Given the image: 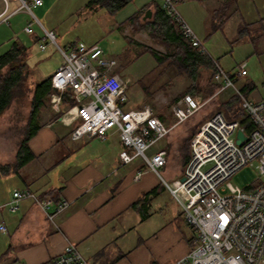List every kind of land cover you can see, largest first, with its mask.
<instances>
[{
	"label": "crops",
	"instance_id": "obj_1",
	"mask_svg": "<svg viewBox=\"0 0 264 264\" xmlns=\"http://www.w3.org/2000/svg\"><path fill=\"white\" fill-rule=\"evenodd\" d=\"M186 2L180 5L181 12L205 39L211 52L222 56L227 50L226 43L232 46L244 42L251 46L244 50L243 56L264 55V0ZM223 2L228 4L227 17L216 25L219 18L214 12ZM55 3L56 0H42L33 7L37 18L44 21L40 20L43 25L49 21ZM158 4L160 6L162 0H132L107 16L124 36H132L129 24H118L135 12H139L140 22H151ZM17 5L18 0L9 1L10 9ZM68 5L74 8L83 6L76 0L66 1L64 7H70ZM3 8L4 2L0 0V12ZM101 10L106 16L105 10ZM30 21L31 15L25 10L14 13L7 21L0 20V54L15 40L25 46L30 37L42 40L35 31V23L32 32L25 31L24 27ZM247 24H250L249 31L236 39L239 29ZM137 32L140 37L147 38L135 37L138 43L153 46L162 53L174 51V43L167 47L153 41L146 31ZM155 44L164 45L169 50H162ZM119 65L114 70H120L121 75L128 77L127 68L120 69ZM235 70L236 67L228 71ZM247 74L248 70L244 75ZM243 76L237 77L236 82L239 83ZM212 83H215L212 67L200 66L195 85L206 91ZM246 84L254 83L242 81L239 87ZM126 106L138 107L141 103L129 106L127 102ZM53 108L48 104L41 108V126L28 141L35 156L17 169L6 172L0 169V222L6 226L5 230H0V264H44L61 253L68 242H73L92 264H171L184 256L193 245L195 232L184 219L181 205L163 179L172 180L183 174L187 158H184L185 150L178 152L175 148V139L185 127L176 129V126L159 144L167 150V162L160 167L162 172L157 173L140 157L128 163L121 162L119 151L122 145L116 131L109 133L104 140L88 136L71 138L73 122L67 116L52 117L57 111ZM170 115H165L167 124L174 121L172 112ZM5 120L0 118V126ZM16 151V136L0 127V164L13 163ZM173 157H176L178 168L170 165ZM17 188H29L39 194L55 189L58 198L68 199V208L57 217L58 226L30 198L23 199L16 210H10L8 203Z\"/></svg>",
	"mask_w": 264,
	"mask_h": 264
},
{
	"label": "built area",
	"instance_id": "obj_2",
	"mask_svg": "<svg viewBox=\"0 0 264 264\" xmlns=\"http://www.w3.org/2000/svg\"><path fill=\"white\" fill-rule=\"evenodd\" d=\"M9 1L3 0L0 20L7 21L14 13L27 11L31 21L25 25V31L32 32L33 23L39 24L45 40L39 47L44 49L50 42L61 53V63L51 75L53 91L49 99L59 111L63 91L73 90L76 101L61 114V118L67 116L73 122L71 138L88 136L104 140L116 131L122 145L119 151L122 163L140 157L159 173V168L167 162V150L159 144L174 127L194 115L218 93L231 90L239 95L251 127L246 129L238 119H228L221 111L214 112L194 133L182 176L163 179L195 232L190 250L171 264H264V98L252 99L236 84V78L247 72V61H240L235 72L223 68L177 9V2L184 0H162V8L179 25L182 34L211 58L212 77L217 83L208 98L189 92L175 98L171 107L174 121L167 124L151 105L126 106L129 80H124L114 70L117 59L106 55L101 46L77 40L60 46L54 31L45 28L33 12V7L42 0H18V5L12 9ZM239 128L246 136L241 143L236 142ZM154 147L156 149L150 152ZM253 161L260 173L253 188L226 181ZM27 198L34 200L56 226L57 217L70 204L66 198L43 197L32 189L17 188L8 203L9 209L16 210ZM5 229L4 222H0V230ZM44 264L92 263L73 242H68L61 253Z\"/></svg>",
	"mask_w": 264,
	"mask_h": 264
},
{
	"label": "rangeland",
	"instance_id": "obj_3",
	"mask_svg": "<svg viewBox=\"0 0 264 264\" xmlns=\"http://www.w3.org/2000/svg\"><path fill=\"white\" fill-rule=\"evenodd\" d=\"M66 1L68 0H56V3L52 8V12H50L49 15V21H51H46L44 25L48 30L54 31L57 43L62 47L66 46L68 42L76 40L83 41L87 44L96 43L103 48L106 55L113 56L117 59V65H119L120 61L128 62V66L126 67V72H128L126 76L128 77L122 75L124 80H127V78L129 80L126 84V89H128V105L135 106L137 103H141V106H143L148 104L154 108L157 114L159 113V110H162L165 115L169 114V116H171V107L176 96H181L186 86L190 83L186 74L180 73L178 68L168 59H166L167 61L164 63H158L152 52L144 50L142 46L143 44L138 43L137 41H127L123 32L120 29L115 28L109 22V14L104 11L106 16L108 15L107 17L104 16L101 8L96 12H90V10H86L84 8V3L88 0H76L80 1V3L82 2L83 5L81 7L78 6L77 8H74L71 5H68L70 7H64ZM184 1L177 2V9L193 28L192 24L181 12L180 5L187 3L186 1L189 2V0ZM40 20L43 21L42 19ZM35 31L39 36H43V31L39 24L35 25ZM194 31L196 32L195 29ZM137 33V31L136 34L133 32L132 38L135 39L136 37L141 40L147 39L140 37ZM197 35L200 38L202 37L198 33ZM218 38L219 36H216V39ZM204 41L205 39H202L204 47L207 49L208 53L215 60H218L221 66L226 70H233L240 61H247L246 68L248 70V74L244 75L240 79V82L247 80L253 81L255 88L249 92L250 97L254 99H262L264 97L263 53H255L256 55L254 54L246 57L243 56L242 53L244 50L249 48V46H251L249 43L243 42L232 46L226 43L227 50L224 52L225 54L217 56L210 51ZM41 42H45V40H36L34 37H30L28 38V44H26L28 46V64L30 66V78L26 80L27 87L32 86L36 81L51 76L57 66L61 63L62 56L56 46L52 43H48L47 47L44 50H41L39 47ZM155 45L160 47L162 50H169V48L164 45ZM117 70H119V68ZM120 72L122 73V71L119 70V73ZM143 73L145 74L143 75ZM240 82H236V84L240 86ZM213 91L214 89L210 91L208 90V92L204 91L199 94H201L204 98H208L212 95ZM227 92L228 91L220 94L218 93L216 96L208 100V102L200 110H198L196 114L177 125L178 127H176V129L179 127L181 128V126L185 127L181 132H179L178 137L175 139L177 141L175 148H177L178 152L183 149V151L185 150V153L187 150L190 154L189 146L191 145V140L194 132L197 130V126L216 112L217 103L227 94ZM31 93L32 92L30 91L28 96L25 98L24 105L19 104L18 106L17 104H14L8 109L7 113L1 117L7 119L5 120L7 123L4 122L0 126L3 130L11 131L10 123L13 122L12 119L16 120L19 127L24 124L30 109L29 102ZM48 105L53 108V104L50 99ZM16 109H18L20 113L17 114ZM67 109L68 107L65 111ZM53 110L55 109L53 108ZM17 116L21 118L18 120L16 119ZM168 123L171 124V122ZM11 134L13 133L11 132ZM175 148L174 152H177ZM171 159L172 161H170V165L172 167L175 165V167L178 168L179 164L177 165L176 157ZM159 170L162 172V169L159 168ZM259 177L260 173L256 167L255 161H253V164L247 163L235 171L226 181H229L234 185L246 187L250 184H255Z\"/></svg>",
	"mask_w": 264,
	"mask_h": 264
},
{
	"label": "trees",
	"instance_id": "obj_4",
	"mask_svg": "<svg viewBox=\"0 0 264 264\" xmlns=\"http://www.w3.org/2000/svg\"><path fill=\"white\" fill-rule=\"evenodd\" d=\"M130 1L132 0H88L84 3V8L92 12L97 11L99 8H103L106 13L112 15ZM155 4L157 5V2H155ZM227 8L228 4L223 2L215 10L214 15L216 18H219L216 25L220 24V22L227 17ZM125 24L130 25L131 32L139 30L146 31L153 41L165 44L167 47L174 43V51L171 53H162L148 44H143L142 46L144 50L152 52L158 63H162L165 59H169V61L178 68L180 73L186 74L191 83L185 88L182 94L186 92H204L195 85V80L200 66L207 65L213 67V62L207 54L201 52L199 47L191 44V42L182 34L179 25L166 14L161 5L159 6L158 4V11L156 12L153 21L142 23L139 21V12H135L118 25L121 26ZM249 25L250 24H247L239 29L236 39L243 37L245 33L249 31ZM125 37L129 42L135 41L130 35H126ZM119 64L120 69L128 66V62L125 61H121ZM29 75L30 66L28 64V47L15 40L5 52L0 54V118L5 115L8 109L14 104H17L18 106L19 104L24 105V100L28 96V93L30 91L32 93L29 102L30 109L24 124L19 127L16 120L12 119L13 122L10 121L11 132L17 137V151L16 159L13 163L0 164V169L4 172L11 168L17 169L21 167L35 156L28 141L41 126L39 123L41 108L49 103L50 94L53 91L51 86V76L36 81L32 86L27 87L26 80L30 78ZM216 87L217 83H212L205 92L213 89L215 91ZM254 87V84H246L241 87V89L246 95H248ZM177 97L178 96H176V98ZM75 101L76 99L73 90L65 89L62 93V107L59 111L55 112L52 117L61 116L65 109L75 103ZM16 110L17 114L20 113L18 109ZM216 111L223 112L228 119H238L240 124L246 129L251 127L250 119L241 106L239 95L232 91H228L227 94L217 103ZM158 115L165 120L163 112L158 113ZM19 118L21 117L17 116L16 119L19 120ZM189 156L190 154L186 150L184 158H187L188 160ZM253 187L254 184L246 186L248 189ZM55 191V189H50L39 195L43 197L51 195L55 199H58Z\"/></svg>",
	"mask_w": 264,
	"mask_h": 264
},
{
	"label": "water",
	"instance_id": "obj_5",
	"mask_svg": "<svg viewBox=\"0 0 264 264\" xmlns=\"http://www.w3.org/2000/svg\"><path fill=\"white\" fill-rule=\"evenodd\" d=\"M245 137L246 136H245L244 131L241 128H239L237 130V139H236V142L237 143H241L245 139ZM182 179H183V177H182Z\"/></svg>",
	"mask_w": 264,
	"mask_h": 264
}]
</instances>
